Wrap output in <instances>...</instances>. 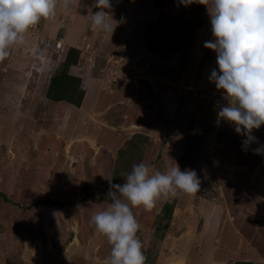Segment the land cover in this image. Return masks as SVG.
Wrapping results in <instances>:
<instances>
[{
    "label": "rangeland",
    "instance_id": "1",
    "mask_svg": "<svg viewBox=\"0 0 264 264\" xmlns=\"http://www.w3.org/2000/svg\"><path fill=\"white\" fill-rule=\"evenodd\" d=\"M257 24L264 0H4L0 264H264ZM69 47L79 107L45 97Z\"/></svg>",
    "mask_w": 264,
    "mask_h": 264
},
{
    "label": "trees",
    "instance_id": "2",
    "mask_svg": "<svg viewBox=\"0 0 264 264\" xmlns=\"http://www.w3.org/2000/svg\"><path fill=\"white\" fill-rule=\"evenodd\" d=\"M4 0H0V8ZM244 0H240L241 6H243ZM156 8L159 7L158 4L155 5ZM152 23V22H150ZM198 25L199 22L197 23ZM256 29H264L262 25L257 24ZM144 35H147L144 32ZM147 49L153 50L148 44ZM79 60V51L74 47H69L65 53L64 59L60 66L54 71L53 75L50 77L46 91L45 97L51 102H66L73 105L74 107H79L83 99V91L81 89V79L79 76L71 72V69L76 67ZM114 182L118 181L114 179ZM173 206L170 203H165L162 209V222L157 225L158 232H165L169 229L171 223V213ZM161 227V228H160ZM149 256L147 255L144 261L148 262ZM142 264H145L142 262ZM238 264H248V262H241Z\"/></svg>",
    "mask_w": 264,
    "mask_h": 264
}]
</instances>
